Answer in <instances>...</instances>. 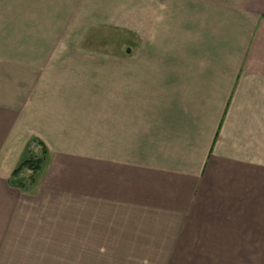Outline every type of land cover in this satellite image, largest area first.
Returning a JSON list of instances; mask_svg holds the SVG:
<instances>
[{"label": "crops", "instance_id": "0c3cea01", "mask_svg": "<svg viewBox=\"0 0 264 264\" xmlns=\"http://www.w3.org/2000/svg\"><path fill=\"white\" fill-rule=\"evenodd\" d=\"M63 2L61 19L97 20L101 0ZM140 3L105 103L96 52L67 58L82 46L54 43L53 31L8 49L23 0H0V245L42 203L97 227V264H223L254 245L260 257L264 0ZM32 137L49 155L21 186L11 169Z\"/></svg>", "mask_w": 264, "mask_h": 264}, {"label": "rangeland", "instance_id": "374dc122", "mask_svg": "<svg viewBox=\"0 0 264 264\" xmlns=\"http://www.w3.org/2000/svg\"><path fill=\"white\" fill-rule=\"evenodd\" d=\"M140 1L101 0L100 4L97 3V20H67L61 19V16L65 14L61 12L62 4L65 5L63 0H23L22 32L20 35L6 37L7 48L12 49L15 43H23V39L25 42L27 40V43L37 42V39H39L38 42H50L48 34L51 35L53 31L55 32L54 34L52 32L54 43L62 39L59 42L82 46L81 49L84 51L81 52H71V49L74 50L71 47L70 51L65 53V56H69L67 58H73L74 55V58L78 55L85 57L96 52L98 101L108 103L110 63L113 59H124L125 45L127 42L133 43L132 40L136 38L127 31L126 17L129 13L141 11ZM46 2H51L53 9L48 11L49 5ZM57 30L61 31L62 35L56 36ZM19 53L21 52L13 54L11 50L7 51V56L13 59L14 55ZM21 54L28 56L30 53L22 52ZM102 97L107 99L104 101ZM38 139L41 140L39 137L27 140L23 156L11 170L16 169L21 161L29 156V152L39 154L41 148L37 144ZM46 161L44 160L43 168ZM29 175V170H20L15 177V182L17 181L19 185L20 183L28 185ZM46 207L45 204L36 203L30 206V211L27 213L26 208H21L24 212L18 215V220L15 221L16 227L11 229L14 234L10 237L8 235L6 242L0 245V264H97V227L88 225L85 228L78 227V222L73 220V214H71L72 220L67 221H62L55 213L52 218L49 212L43 211ZM27 214L28 217H26ZM91 223L86 221V224ZM61 225L67 227H61ZM262 240L261 258L258 256V245H254L251 249L256 250L255 254L247 255L248 258L245 260H231L224 263L264 264V229Z\"/></svg>", "mask_w": 264, "mask_h": 264}, {"label": "trees", "instance_id": "16d2710c", "mask_svg": "<svg viewBox=\"0 0 264 264\" xmlns=\"http://www.w3.org/2000/svg\"><path fill=\"white\" fill-rule=\"evenodd\" d=\"M37 144L41 148L39 154L36 155L34 152H29V156L21 161L17 168L12 171V175L16 177L20 170H29L30 175L28 177V184H32L34 182L35 175L41 169L45 155L47 153V148L41 140L38 139ZM20 185L24 186V183H20Z\"/></svg>", "mask_w": 264, "mask_h": 264}]
</instances>
